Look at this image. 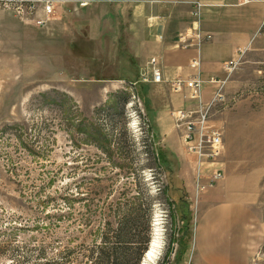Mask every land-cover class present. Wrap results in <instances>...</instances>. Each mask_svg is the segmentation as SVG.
Segmentation results:
<instances>
[{
    "label": "rangeland",
    "instance_id": "1",
    "mask_svg": "<svg viewBox=\"0 0 264 264\" xmlns=\"http://www.w3.org/2000/svg\"><path fill=\"white\" fill-rule=\"evenodd\" d=\"M46 1L0 0V264H95L99 244L109 264H187L189 159L207 184L217 162L258 175L246 253L264 264V62L228 74L212 119L233 137L198 168L169 116L154 122L117 3L49 0L40 25Z\"/></svg>",
    "mask_w": 264,
    "mask_h": 264
},
{
    "label": "crops",
    "instance_id": "2",
    "mask_svg": "<svg viewBox=\"0 0 264 264\" xmlns=\"http://www.w3.org/2000/svg\"><path fill=\"white\" fill-rule=\"evenodd\" d=\"M111 1L117 3L120 12H124L120 17L121 24H124L121 29L139 69L142 71L152 57L161 65L165 82L145 83L158 91V96L153 94L150 100H159L152 107L156 114L154 122L160 131L166 130L163 120L167 115L174 125L170 116L172 110L192 109L198 105L184 93H172L168 84L175 78H185L195 72L189 65L192 58L200 60L199 73L206 81L202 86V101L205 103L218 88L207 83L209 79H226L227 82L228 74L222 69L226 62L239 60V65L264 62L263 0ZM195 3L203 5L197 20L191 14ZM197 27L202 33L210 34L211 39L198 47H180V37L192 34ZM239 49L243 54H239ZM159 114L163 118H159ZM233 133V129L225 130L224 145H230ZM189 160L192 165L189 169L190 198L194 197L195 207H191L193 230L185 263L249 264L247 236L254 234L258 227L257 224L254 231L249 230L257 223L258 175L246 174L242 167H237L238 172L200 191L199 186L206 185V181L202 180L201 172L196 171L195 162ZM221 165L217 162L215 168L221 169ZM259 228L264 230L263 224Z\"/></svg>",
    "mask_w": 264,
    "mask_h": 264
},
{
    "label": "built area",
    "instance_id": "3",
    "mask_svg": "<svg viewBox=\"0 0 264 264\" xmlns=\"http://www.w3.org/2000/svg\"><path fill=\"white\" fill-rule=\"evenodd\" d=\"M159 1V0H157ZM264 4V0H263ZM82 6L84 3L81 4ZM203 5L195 3L191 14L197 20L200 16V10ZM35 10V5L30 7ZM43 12L44 19L37 21V24L44 25L48 17L55 12L54 3L46 1L44 3ZM190 35H182L179 39V46L186 48L191 46H200L204 41L211 39L210 34L202 33L198 27L194 29ZM239 54H243V50L239 49ZM240 64L239 60H230L226 62L222 69L226 74L231 73ZM190 67L195 70L193 74L185 78H175L169 81V88L173 93H184L190 100L197 101L198 105L192 109H175L170 112V116L174 123V127L181 134L182 143L186 152L197 157L198 168L204 163H215L221 155L224 144L221 130L213 123L212 117L218 111V106L224 103L225 93L224 85L226 79L211 78L207 83L218 86L217 90L212 95L208 102L202 101V86L206 81L201 79L199 68L200 60L194 57L190 60ZM140 83H162L163 78L162 68L159 61L152 57L147 62V65L142 69L140 74ZM224 172L217 169L208 177V184L200 185L199 190L205 189V186H213L215 183L223 179Z\"/></svg>",
    "mask_w": 264,
    "mask_h": 264
},
{
    "label": "trees",
    "instance_id": "4",
    "mask_svg": "<svg viewBox=\"0 0 264 264\" xmlns=\"http://www.w3.org/2000/svg\"><path fill=\"white\" fill-rule=\"evenodd\" d=\"M97 249H98V255H97V258L95 260V264H109L112 253L110 251H107L106 248L104 247V245L99 244ZM181 253L179 251L178 256H177L178 258L181 257ZM116 260H118V259H116Z\"/></svg>",
    "mask_w": 264,
    "mask_h": 264
},
{
    "label": "bare ground",
    "instance_id": "5",
    "mask_svg": "<svg viewBox=\"0 0 264 264\" xmlns=\"http://www.w3.org/2000/svg\"><path fill=\"white\" fill-rule=\"evenodd\" d=\"M151 247H152V246H151ZM152 248L154 249V247H152ZM153 249H152V250H153ZM152 250H151V252H153ZM156 252H157V251H156ZM156 255H157V254H156ZM153 257H154V254H153V253H152V254H151V253L148 254V256L145 257L144 262H142L141 264H147V263L150 264V262L153 260ZM153 261H154V260H153Z\"/></svg>",
    "mask_w": 264,
    "mask_h": 264
}]
</instances>
